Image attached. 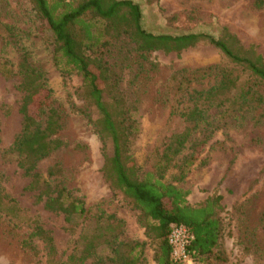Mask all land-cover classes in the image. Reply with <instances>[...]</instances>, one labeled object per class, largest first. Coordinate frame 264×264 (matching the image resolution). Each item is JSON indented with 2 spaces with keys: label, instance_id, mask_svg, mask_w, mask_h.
I'll return each mask as SVG.
<instances>
[{
  "label": "rangeland",
  "instance_id": "rangeland-1",
  "mask_svg": "<svg viewBox=\"0 0 264 264\" xmlns=\"http://www.w3.org/2000/svg\"><path fill=\"white\" fill-rule=\"evenodd\" d=\"M131 1L140 6L143 27L151 33L210 35L229 41L237 51V45L230 41L233 36L242 47L254 46L264 57V10L254 9L251 0ZM23 50L46 72L48 85L63 110V129L58 138L64 147L42 160L37 171L48 178L49 170L58 166L60 173L56 181L51 180L53 184L59 183L83 198L92 215H114L123 221L121 240L146 242L145 264H156L155 245L146 236L140 213L104 179V146L82 113L87 105L81 78L64 76L55 67L53 35L41 27L29 0H0V190L20 209L19 215L0 213V264H81L76 261L84 247L81 238L96 227L90 220L72 228L63 214L47 211L37 199L38 192L28 188L30 180L15 158L6 153L23 123L16 74ZM148 59L157 69L143 96L141 133L132 144V154L143 171H153L169 143L177 122L171 117L174 108L187 110L191 106L178 91L179 85L206 91L219 83L222 70H231L240 79L239 91L251 90L255 96L250 105H237L231 99L224 107H212L202 121L192 125L195 137L209 138V142L201 149L183 186L191 192L188 200L192 205L205 202L216 191L223 196L226 210L222 214V244L228 257L223 264H264L263 84L207 42L181 53L156 51ZM6 69L12 71L10 76L4 73ZM175 174L172 169L167 177L171 180ZM34 222L51 232L56 255H48L41 243H37V257L24 247ZM106 226L103 224V228Z\"/></svg>",
  "mask_w": 264,
  "mask_h": 264
},
{
  "label": "trees",
  "instance_id": "trees-1",
  "mask_svg": "<svg viewBox=\"0 0 264 264\" xmlns=\"http://www.w3.org/2000/svg\"><path fill=\"white\" fill-rule=\"evenodd\" d=\"M42 28L54 38L53 62L64 76L81 78L88 117L100 136L105 153L104 179L116 192L129 200L140 213L146 236L155 245L156 264H188L172 257L169 237L174 226H184L192 240L187 253L192 264H223L228 257L223 249L226 208L217 191L205 202L192 205L190 190L183 185L209 138L195 137L192 126L202 121L212 107H224L231 99L237 105L256 100L251 90L240 89L238 76L222 70L219 83L206 91L179 85V92L191 106L174 108L176 122L169 143L153 166L143 171L132 154V144L141 133V104L157 65L148 59L156 51H182L207 42L217 47L231 62L243 68L264 86V57L254 46L246 49L236 37L230 41L205 34L182 36L156 35L144 29L142 11L131 0H29ZM256 10H264V0H251ZM7 76L12 71L3 70ZM16 74L21 94L22 129L6 151L17 161L29 178V189L38 192L37 199L47 211L63 214L66 223L80 227L90 220L96 227L83 236L84 247L76 261L85 264H145L147 243L121 240L123 221L114 215H92L86 201L59 183L60 168L53 167L45 178L38 164L62 149L58 138L63 129V110L50 89L46 72L23 50ZM187 84L189 80L183 78ZM181 84V83H180ZM237 90V94L232 95ZM239 91V92H238ZM109 151V152H107ZM176 170L173 179L168 173ZM0 190V213L19 215L17 204H11ZM103 220L105 221L103 223ZM103 224L107 225L103 228ZM37 243L48 255H56L50 231L34 222L24 247L38 256ZM106 252V253H105ZM75 258L72 257L71 260Z\"/></svg>",
  "mask_w": 264,
  "mask_h": 264
},
{
  "label": "built area",
  "instance_id": "built-area-1",
  "mask_svg": "<svg viewBox=\"0 0 264 264\" xmlns=\"http://www.w3.org/2000/svg\"><path fill=\"white\" fill-rule=\"evenodd\" d=\"M191 240L192 237L184 226L173 227L169 237V243L172 246V257L174 260L192 264L187 253V248Z\"/></svg>",
  "mask_w": 264,
  "mask_h": 264
}]
</instances>
